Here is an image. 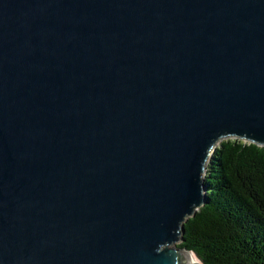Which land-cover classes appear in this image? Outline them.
<instances>
[{"label": "water", "instance_id": "obj_1", "mask_svg": "<svg viewBox=\"0 0 264 264\" xmlns=\"http://www.w3.org/2000/svg\"><path fill=\"white\" fill-rule=\"evenodd\" d=\"M230 137L264 145V0H0V264H191Z\"/></svg>", "mask_w": 264, "mask_h": 264}, {"label": "trees", "instance_id": "obj_2", "mask_svg": "<svg viewBox=\"0 0 264 264\" xmlns=\"http://www.w3.org/2000/svg\"><path fill=\"white\" fill-rule=\"evenodd\" d=\"M207 201L182 242L204 264H264V145L227 138L208 163Z\"/></svg>", "mask_w": 264, "mask_h": 264}, {"label": "bare ground", "instance_id": "obj_3", "mask_svg": "<svg viewBox=\"0 0 264 264\" xmlns=\"http://www.w3.org/2000/svg\"><path fill=\"white\" fill-rule=\"evenodd\" d=\"M189 263H191V264H201V260L194 252H192L190 254V256H189Z\"/></svg>", "mask_w": 264, "mask_h": 264}, {"label": "rangeland", "instance_id": "obj_4", "mask_svg": "<svg viewBox=\"0 0 264 264\" xmlns=\"http://www.w3.org/2000/svg\"><path fill=\"white\" fill-rule=\"evenodd\" d=\"M179 243H181V242H179Z\"/></svg>", "mask_w": 264, "mask_h": 264}]
</instances>
